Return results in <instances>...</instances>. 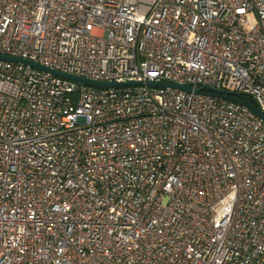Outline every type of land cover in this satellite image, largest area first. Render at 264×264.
<instances>
[{
  "label": "built area",
  "instance_id": "2783aa9c",
  "mask_svg": "<svg viewBox=\"0 0 264 264\" xmlns=\"http://www.w3.org/2000/svg\"><path fill=\"white\" fill-rule=\"evenodd\" d=\"M0 264H264V0H0Z\"/></svg>",
  "mask_w": 264,
  "mask_h": 264
},
{
  "label": "water",
  "instance_id": "95a60500",
  "mask_svg": "<svg viewBox=\"0 0 264 264\" xmlns=\"http://www.w3.org/2000/svg\"><path fill=\"white\" fill-rule=\"evenodd\" d=\"M1 60L9 61V62H15V63H22L28 66H31L33 68H36L38 70L50 73L55 76H59L65 79H69L72 81H75L80 84H85V85H90L94 87H110V86H118V85H142L146 84L148 86H153V87H171V88H177L180 90L184 91H191V88L188 85H182V84H177V83H157L154 81H149L147 80L145 83L143 82H138V81H132V82H101V81H96L92 80L86 77L82 76H77L74 74H68L64 72H60L54 69L47 68L45 66H42L38 63L21 59V58H15V57H10V56H5V55H0ZM201 91H206L210 95L220 97V98H225L229 99L231 101H234L236 103L242 104L246 107H248L251 111H253L262 121H264V112L260 110V108L255 104L254 101L244 97L240 96L238 94H232L228 91L220 90V89H214L208 86H203L199 89H195L194 93H200Z\"/></svg>",
  "mask_w": 264,
  "mask_h": 264
}]
</instances>
